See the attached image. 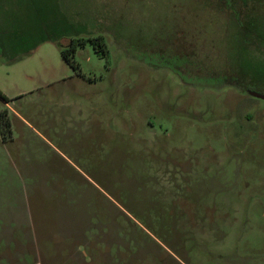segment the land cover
I'll list each match as a JSON object with an SVG mask.
<instances>
[{
    "label": "rangeland",
    "instance_id": "rangeland-1",
    "mask_svg": "<svg viewBox=\"0 0 264 264\" xmlns=\"http://www.w3.org/2000/svg\"><path fill=\"white\" fill-rule=\"evenodd\" d=\"M51 1L52 41L0 50V141L28 122L94 183L51 154L0 259L264 264V0ZM42 2L0 0V26Z\"/></svg>",
    "mask_w": 264,
    "mask_h": 264
},
{
    "label": "crops",
    "instance_id": "crops-1",
    "mask_svg": "<svg viewBox=\"0 0 264 264\" xmlns=\"http://www.w3.org/2000/svg\"><path fill=\"white\" fill-rule=\"evenodd\" d=\"M39 9L41 16L39 13L35 12L33 7H29V9L27 7L25 12L26 20L28 22L22 27L17 28L18 30H21L18 35L10 33L9 28L4 29L0 26V43H2L0 50H8L11 53L14 50L15 45H21L20 48L26 50V48L31 47L34 44L37 45L34 49L36 50L42 43L52 41L51 37L56 34L54 32V27L58 22L57 19L52 18L53 1L43 0ZM26 123L35 134L32 132L33 135L24 136L22 138L23 140H21L19 135L17 137L13 135L11 124V132L7 133V135L0 141V173L2 176L0 182H14L12 183V185L14 184V187H10L12 195L10 197H0V206L5 210L4 213L0 212V221L3 223L4 221L8 222V224L5 223L4 228L0 229L3 230L0 236L2 237V242H5L7 248L8 246L16 244L14 235L17 234L16 231L18 229L19 231L22 230L23 223L19 220L23 215L19 210L22 204L23 206L25 204V209L27 208L24 199H26V197L30 198V194L32 195V193L36 196L38 192H42V189L47 190L53 188L49 186V183L52 181L50 175L44 177L41 174V172L52 171L51 166L54 165L55 161L52 159L51 154H54L60 161L68 162L74 169L80 171L91 184L94 183L93 180L88 177V175L84 173L68 156L55 148L46 136L41 134L28 122ZM34 138L43 142L45 146H49L47 152H43L45 157L40 155L39 148L34 147V144L37 141L34 140ZM23 195H25V197H23ZM9 198H11L10 201ZM8 201L11 203L10 207H8ZM6 204L7 207H5ZM72 235H75V233H72ZM78 235H80L79 232ZM21 238L24 239V241L25 239L27 240L24 234L21 235ZM19 243H22V241ZM25 245L27 246V244ZM21 247L22 249L19 251V254L16 253L17 255L11 260L20 259V264H29L31 256L28 254L21 259V255L24 251L28 253L31 250L25 248L23 244H21ZM35 248L36 251H40V248L37 245H35ZM36 255L38 258L39 254ZM1 260L4 264H12L4 258H1L0 261ZM39 261L42 260L38 259L35 264H38L37 262ZM13 264L15 263L13 262Z\"/></svg>",
    "mask_w": 264,
    "mask_h": 264
},
{
    "label": "trees",
    "instance_id": "trees-1",
    "mask_svg": "<svg viewBox=\"0 0 264 264\" xmlns=\"http://www.w3.org/2000/svg\"><path fill=\"white\" fill-rule=\"evenodd\" d=\"M60 23H62V22H60ZM56 24H57V23H56ZM16 46H21V45H15L14 47H16ZM36 46H37V45L34 44V45H32L31 47L26 48V50H24L25 53L32 52V51L36 48ZM93 46H94V49H95V51H96L97 53H100L101 51H102L103 53H105V51L103 50L101 44H100L98 41H95V42L93 43ZM4 47H6V46H4ZM70 52H73V50H72V49H68V50H67V49H63V56H64V58H65L68 62H70V55H69ZM11 59H12V58H11ZM0 98H1L2 100H4V101L8 102V99L6 98V96H4V95L1 93V91H0ZM4 124L7 126L6 129L9 131L10 126L8 127V124L5 123V122H4Z\"/></svg>",
    "mask_w": 264,
    "mask_h": 264
}]
</instances>
